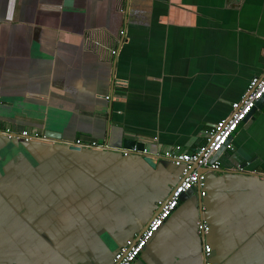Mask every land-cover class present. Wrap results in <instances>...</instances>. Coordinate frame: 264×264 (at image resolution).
<instances>
[{"label": "crops", "instance_id": "obj_1", "mask_svg": "<svg viewBox=\"0 0 264 264\" xmlns=\"http://www.w3.org/2000/svg\"><path fill=\"white\" fill-rule=\"evenodd\" d=\"M263 72L264 0H0V264H111ZM230 142L132 264H264V98Z\"/></svg>", "mask_w": 264, "mask_h": 264}, {"label": "built area", "instance_id": "obj_2", "mask_svg": "<svg viewBox=\"0 0 264 264\" xmlns=\"http://www.w3.org/2000/svg\"><path fill=\"white\" fill-rule=\"evenodd\" d=\"M123 34V30H121ZM113 54L116 49H112ZM124 83L123 80H118ZM264 94V72L261 75L252 77L244 94L239 100L233 101L230 104V113L215 122L206 132L204 143L193 150H183L180 146L172 147L167 152V157L171 162L180 169L177 182L171 187L166 199L161 202L160 207L148 220L143 230L136 236L126 238L124 242L114 251L111 264H132L140 255L148 241L162 226L163 222L169 217L171 212L176 208L179 197L182 193L190 190L193 187L199 189L200 195L206 193L205 182L208 170H218L220 161L218 157L214 160L212 158L223 147L224 150H233V145L230 142L231 137L237 130L239 124L246 118L247 114L253 108L255 102ZM108 98L109 96H105ZM7 139H18L29 141L34 138L43 137L45 135L39 134L35 131L27 129L13 130L6 128L1 131ZM72 145L81 146L83 141L76 139ZM89 146L97 145L96 141H89ZM124 151H133V149H126ZM143 152H147L143 148ZM198 168L199 170H197ZM204 168L205 171L200 169ZM243 166L235 167V170H241ZM208 230V226L204 219L198 221V231L203 234ZM211 247L208 243H203V255L206 257L210 254ZM207 264V263H206Z\"/></svg>", "mask_w": 264, "mask_h": 264}, {"label": "water", "instance_id": "obj_3", "mask_svg": "<svg viewBox=\"0 0 264 264\" xmlns=\"http://www.w3.org/2000/svg\"><path fill=\"white\" fill-rule=\"evenodd\" d=\"M263 98H264V94H263V96H262L261 98H259V99L255 102L253 108H252L251 111L247 114L246 118H245L243 121L247 120V119L251 116V114L253 113V111H254L256 108H259V107L261 106V103H262ZM45 137H55V135H52L51 132H50V133L47 132V133H45ZM71 147L74 148V149H75V148H78V146H75V145H72V144H71ZM143 148H144V143H143V142L138 141V140H136V139H129V138H126V139H124L123 142H122L121 150L133 149V151H138V153H140V154L143 156L144 160H145L150 166H153L154 163H153L152 160H151V154L148 153V152H143ZM119 149H120V148H119ZM223 151H224V148L222 147V148L216 153V155L212 158V160L216 159V158H217V157H218ZM196 169L199 170L198 168H196ZM200 170H201V171H205L204 168H201ZM190 190H191V191H195V192H196V191H199V189H198L197 187H193V188H191ZM190 190H189V191H190ZM186 197H187V192H184V193H182V194L180 195L179 200H180V201H183L184 199H186ZM199 200H200V199H199Z\"/></svg>", "mask_w": 264, "mask_h": 264}]
</instances>
